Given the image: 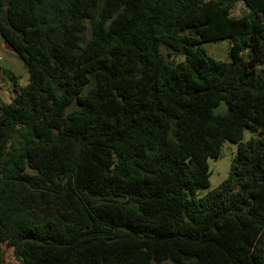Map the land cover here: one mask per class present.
I'll use <instances>...</instances> for the list:
<instances>
[{
  "label": "trees",
  "instance_id": "obj_1",
  "mask_svg": "<svg viewBox=\"0 0 264 264\" xmlns=\"http://www.w3.org/2000/svg\"><path fill=\"white\" fill-rule=\"evenodd\" d=\"M239 1L0 0L30 74L0 106V264H264V0Z\"/></svg>",
  "mask_w": 264,
  "mask_h": 264
},
{
  "label": "rangeland",
  "instance_id": "obj_2",
  "mask_svg": "<svg viewBox=\"0 0 264 264\" xmlns=\"http://www.w3.org/2000/svg\"><path fill=\"white\" fill-rule=\"evenodd\" d=\"M247 12V8L241 0L238 2L236 7L232 11V17L239 18ZM203 47L207 55L217 61L230 62L231 61V47L232 41L230 39H224L220 41L206 42ZM162 54L167 58L175 61L185 60L184 57L169 56V50L166 47L162 48ZM25 66V65H24ZM26 68V67H25ZM19 79L17 82L12 81L6 74L0 70V106H5L12 102L16 96L14 89H20L30 83V74L27 69H23L18 74ZM263 134L256 129L247 128L244 131L243 141H249L250 139H259ZM238 153V144L226 140L223 143L222 154L218 159L210 158L208 160L210 168V187L207 189L199 190L197 197L201 198L208 194L210 191L217 189L223 184L229 177L232 169L235 155ZM4 248V259L5 264H23L19 261L13 253V250ZM165 264H171L167 262Z\"/></svg>",
  "mask_w": 264,
  "mask_h": 264
},
{
  "label": "crops",
  "instance_id": "obj_3",
  "mask_svg": "<svg viewBox=\"0 0 264 264\" xmlns=\"http://www.w3.org/2000/svg\"><path fill=\"white\" fill-rule=\"evenodd\" d=\"M26 69L20 56L5 42L0 36V70L6 74L12 81L17 82L19 73ZM10 76L15 77L13 80ZM24 87V86H23ZM18 89H14L17 94Z\"/></svg>",
  "mask_w": 264,
  "mask_h": 264
},
{
  "label": "water",
  "instance_id": "obj_4",
  "mask_svg": "<svg viewBox=\"0 0 264 264\" xmlns=\"http://www.w3.org/2000/svg\"><path fill=\"white\" fill-rule=\"evenodd\" d=\"M229 106L226 103H221L219 106L214 108L215 115H224L228 112Z\"/></svg>",
  "mask_w": 264,
  "mask_h": 264
}]
</instances>
